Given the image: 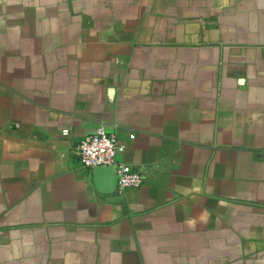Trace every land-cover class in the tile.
I'll return each instance as SVG.
<instances>
[{"label":"crops","instance_id":"1","mask_svg":"<svg viewBox=\"0 0 264 264\" xmlns=\"http://www.w3.org/2000/svg\"><path fill=\"white\" fill-rule=\"evenodd\" d=\"M0 264H264V0H0Z\"/></svg>","mask_w":264,"mask_h":264},{"label":"built area","instance_id":"2","mask_svg":"<svg viewBox=\"0 0 264 264\" xmlns=\"http://www.w3.org/2000/svg\"><path fill=\"white\" fill-rule=\"evenodd\" d=\"M67 132L66 128L63 129V133ZM129 136L133 137V133H130ZM123 148L124 144L101 122L78 140L76 153L84 167L92 168L97 165L106 166L113 163L116 190L122 192L128 187L140 186L145 177L143 169L115 160L116 154Z\"/></svg>","mask_w":264,"mask_h":264},{"label":"water","instance_id":"3","mask_svg":"<svg viewBox=\"0 0 264 264\" xmlns=\"http://www.w3.org/2000/svg\"><path fill=\"white\" fill-rule=\"evenodd\" d=\"M114 164H108L106 166L97 165L92 167L94 175V182L96 187L105 192H110L116 187V180L113 175Z\"/></svg>","mask_w":264,"mask_h":264}]
</instances>
